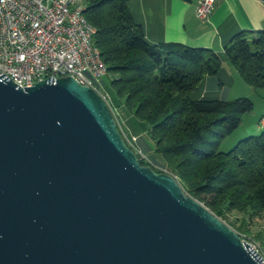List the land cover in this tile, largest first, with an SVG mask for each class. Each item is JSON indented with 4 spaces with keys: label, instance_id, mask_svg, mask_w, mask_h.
<instances>
[{
    "label": "water",
    "instance_id": "obj_1",
    "mask_svg": "<svg viewBox=\"0 0 264 264\" xmlns=\"http://www.w3.org/2000/svg\"><path fill=\"white\" fill-rule=\"evenodd\" d=\"M0 264H262L170 172L143 164L71 75L0 73Z\"/></svg>",
    "mask_w": 264,
    "mask_h": 264
},
{
    "label": "trees",
    "instance_id": "obj_2",
    "mask_svg": "<svg viewBox=\"0 0 264 264\" xmlns=\"http://www.w3.org/2000/svg\"><path fill=\"white\" fill-rule=\"evenodd\" d=\"M127 1L85 0L84 13L97 28L94 42L117 95L148 123L165 167L191 195L223 219L233 210L251 216L264 213V128L230 150L220 149L243 114L254 108V101L248 96L194 97L204 76L222 68L221 53L183 43L151 44L141 24L133 20ZM226 56L246 82L264 87V30L234 35Z\"/></svg>",
    "mask_w": 264,
    "mask_h": 264
},
{
    "label": "built area",
    "instance_id": "obj_3",
    "mask_svg": "<svg viewBox=\"0 0 264 264\" xmlns=\"http://www.w3.org/2000/svg\"><path fill=\"white\" fill-rule=\"evenodd\" d=\"M85 8V0H0V73L22 87L71 75L105 97L99 82L108 65L94 42L97 28ZM213 8L214 0H200L197 14L207 18ZM241 236L264 264V243Z\"/></svg>",
    "mask_w": 264,
    "mask_h": 264
},
{
    "label": "crops",
    "instance_id": "obj_4",
    "mask_svg": "<svg viewBox=\"0 0 264 264\" xmlns=\"http://www.w3.org/2000/svg\"><path fill=\"white\" fill-rule=\"evenodd\" d=\"M199 2L200 0H128L127 5L133 20L141 24L145 38L151 44L183 43L193 47L212 48L221 53L222 68L216 75L204 76L192 95L196 98L233 99L229 95L230 89L237 82L236 71L226 56V45L241 31L256 34L264 30V0H214V8L207 18L198 16ZM101 89L106 90L104 86ZM110 101H113V105H119L125 113L123 124L126 133L128 136L139 135L138 146L150 158L148 150L154 143L151 140L144 142L141 137L142 133H149L148 123L130 111L123 98L118 96L114 100L111 97ZM261 120L264 125V114ZM137 123L143 126L141 133L134 129L133 124ZM161 164L164 165L162 162Z\"/></svg>",
    "mask_w": 264,
    "mask_h": 264
},
{
    "label": "rangeland",
    "instance_id": "obj_5",
    "mask_svg": "<svg viewBox=\"0 0 264 264\" xmlns=\"http://www.w3.org/2000/svg\"><path fill=\"white\" fill-rule=\"evenodd\" d=\"M232 67L234 71H236L235 78L237 82H235L234 86L230 89L229 97L236 98L238 96H248L254 101V108L251 111L245 112L243 114L242 117L243 119L239 127H237L221 143L220 145L221 150H230L242 138L249 135L258 134L264 128V125H262V120H261L264 114V87L257 88L249 84L242 78V76L239 74L236 68L234 66ZM110 79L111 77L107 74L101 78L100 80L101 82H99V84L100 86H104V88H106V90L103 89L104 91H102V93L105 95L116 117L118 126L124 138L126 139L127 142H129L133 146V148L140 150L141 151L140 155L144 159H147L151 164H154L155 166L154 168H159V170L161 171L170 172L168 168L165 167V165L161 164V162L162 163L164 162V157L160 152H158L155 149L154 144L148 150L149 154L151 155V157L149 158V156H147V154L144 153V151L138 146L137 141L139 139V135L135 134L128 136V134L126 133V127L123 124L125 113L121 110L119 105L117 106L113 105L112 103L113 101H110L111 97L114 100L118 99V95L116 93V90L110 83ZM125 109H127V107ZM145 123L147 122L145 121ZM133 126L136 131H139L140 133L142 132L143 126L140 123L133 124ZM141 137H142V141L144 142H150V140L151 142H153L148 132L142 133ZM225 220L227 222L233 223L234 226L236 227V228L234 227L235 229H237V227H240L242 225L244 229L243 231L238 230L240 233L245 234L250 238L258 239L259 241L264 242V213L251 216L249 213L233 210L228 213V217Z\"/></svg>",
    "mask_w": 264,
    "mask_h": 264
}]
</instances>
